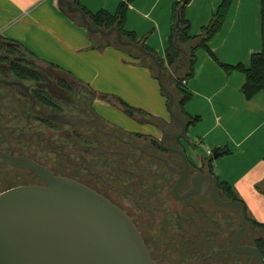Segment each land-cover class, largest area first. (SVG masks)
<instances>
[{"label":"flooded vegetation","instance_id":"flooded-vegetation-1","mask_svg":"<svg viewBox=\"0 0 264 264\" xmlns=\"http://www.w3.org/2000/svg\"><path fill=\"white\" fill-rule=\"evenodd\" d=\"M13 58L0 53V192L44 184L31 169L5 161L24 158L123 211L156 264H258L241 246H256L259 228L248 220V231L233 245L239 211L214 198L238 199L222 187L210 160L190 161L187 129L119 107L158 134L128 129L96 111V95L76 78L44 71L38 80L19 78L9 69Z\"/></svg>","mask_w":264,"mask_h":264},{"label":"crops","instance_id":"crops-1","mask_svg":"<svg viewBox=\"0 0 264 264\" xmlns=\"http://www.w3.org/2000/svg\"><path fill=\"white\" fill-rule=\"evenodd\" d=\"M120 1L80 3L92 13L99 9L114 13ZM174 1L134 0L124 20V29L133 31L164 65ZM221 2L190 0L183 14L191 35L200 33ZM88 34L58 6L57 0H0V35L23 45L39 59L36 62L42 65L36 64L40 67L53 68L97 93L112 95L129 107L168 120L166 98L151 70L115 46L90 48ZM259 45L260 0H230L224 21L208 41V48L221 62L247 66L250 55L261 49ZM195 54L194 73L181 84L190 93L185 112L198 117L190 124L186 118L187 136L193 145L187 148V155L199 165L201 159H210L207 150L217 147L225 151L210 159L212 169L243 202L247 217L264 224V90L246 98L241 91L245 80L242 72L226 74L204 48ZM92 105L101 115L128 129L158 134L149 126L135 124L118 106L97 96ZM258 233L264 237V229L259 228Z\"/></svg>","mask_w":264,"mask_h":264},{"label":"water","instance_id":"water-1","mask_svg":"<svg viewBox=\"0 0 264 264\" xmlns=\"http://www.w3.org/2000/svg\"><path fill=\"white\" fill-rule=\"evenodd\" d=\"M57 4L89 34L111 37L118 46L147 58L155 68L171 121L186 131L188 122L180 119L174 110L176 95L168 88L162 63L155 53L146 50L142 43L124 39L116 25L108 29L94 26L72 0H57ZM180 20L181 9H178L173 42L183 54L184 49L177 44ZM224 153L215 147L210 159ZM5 161L31 169L44 184L17 186L0 192V264H156L135 225L107 199L27 159L5 157ZM213 180L217 181L215 177ZM214 200L239 211L241 225L232 237L235 246L249 228L245 205L239 200ZM241 252L251 254L258 264H264V255L257 246H241Z\"/></svg>","mask_w":264,"mask_h":264},{"label":"trees","instance_id":"trees-1","mask_svg":"<svg viewBox=\"0 0 264 264\" xmlns=\"http://www.w3.org/2000/svg\"><path fill=\"white\" fill-rule=\"evenodd\" d=\"M75 5L81 8L88 16L89 20L93 23L94 26L108 29L109 27L116 25L120 30L124 39H127L132 42L142 43L143 47L154 53L152 49L144 44L142 40L136 38V34L133 31H128L124 29V20L127 11L128 5L134 0H123L120 1L117 5V8L114 13H109L103 9H99L96 12L92 13L87 11L80 3V0H72ZM190 2V0H177L174 1L171 7V32L168 39V46L165 50V59L163 60L165 63L162 64V69L165 72V81L169 89L173 90L176 95V103L174 106V110L179 115L187 118L190 123L196 122L198 117H189V115L184 110V105L188 101L190 97V93L183 89L182 82L188 80L192 77L194 73V63L196 50L199 48L206 49L209 54L213 57V59L218 63V65L225 71L226 74H230L235 71L242 72L245 75V80L243 85L241 86V91L246 98H251L254 94H256L260 90H264V0H260L261 6V49L258 52H253L250 55L249 63L245 66L242 63L237 64H227L219 61L215 55L208 48V41L221 27L227 9L230 4V0H222V2L215 8L213 11L209 22L202 26L200 29V33L197 35H191L189 33L190 24L189 21L184 17V8ZM181 9V20L179 23L180 34L177 38V44L184 49V53L182 54L179 49L174 44V35H175V21L177 16V10ZM66 13V11L63 9ZM77 24L81 25L78 21H75ZM88 39L91 42L90 48L102 50L106 46H115L118 49L124 50L131 57L135 58L138 61L139 65L145 66L151 70L154 76H156V71L154 66L150 63V61L143 57L138 56L134 51L122 48L114 44V42L109 38H104L98 35L88 34ZM0 53L4 55H9L10 57H14L11 61L8 62L9 69L13 75L18 76L19 78L24 79H40V75L43 74V69L36 64V61L39 59L33 55L29 50H27L20 43L13 41L11 39L5 38L0 35ZM182 55H184L183 58ZM161 63L162 59L157 57ZM180 66L175 70L176 65ZM54 66L55 65H51ZM175 70V71H174ZM174 72V73H173ZM170 80L173 82L169 83ZM77 84L85 87L79 81ZM88 88V87H87ZM83 89L81 92H84ZM97 97L100 99L114 104L118 107H129L121 100L116 97H111L110 95L104 93H97L95 90H91ZM95 96V97H96ZM131 109H135L133 107H129ZM142 113V110L136 109ZM264 162V155H263ZM222 187L230 194H233L232 189L226 184L221 182ZM234 195V194H233ZM235 196V195H234ZM236 198V197H235ZM238 199V198H236ZM240 201V200H239ZM247 219L257 228L264 229L263 223H258L256 221L251 220L247 217ZM256 246L260 249V251L264 255V237H259L256 240Z\"/></svg>","mask_w":264,"mask_h":264},{"label":"rangeland","instance_id":"rangeland-1","mask_svg":"<svg viewBox=\"0 0 264 264\" xmlns=\"http://www.w3.org/2000/svg\"><path fill=\"white\" fill-rule=\"evenodd\" d=\"M109 39H111L113 42H114V44L115 45H117L116 43H115V41H114V39L113 38H109ZM118 46V45H117ZM107 47V46H106ZM261 46L259 45V48H260ZM105 48V47H104ZM103 48V49H104ZM256 52V51H255ZM36 63H38V64H40V65H42L40 62H36ZM42 67V69H43V71L46 73V74H49V75H52V76H56V75H61V73L59 72V71H57V70H55V69H53V68H49L48 66H41ZM155 77V76H154ZM155 79H156V77H155ZM156 82H157V85H158V87H159V89H160V86H159V84H158V81H157V79H156ZM161 90V89H160ZM162 93V92H161ZM105 94V93H104ZM163 95V94H162ZM79 96H80V94H79ZM111 97H113L112 95H110ZM164 96V95H163ZM165 97V96H164ZM78 98V97H77ZM115 98V97H114ZM78 100V99H77ZM166 107V106H165ZM136 109V108H135ZM164 111H166V108L164 109ZM125 117H127V115L125 114L124 115ZM128 119L129 120H132V117L130 118V117H128ZM133 121V120H132Z\"/></svg>","mask_w":264,"mask_h":264},{"label":"built area","instance_id":"built-area-1","mask_svg":"<svg viewBox=\"0 0 264 264\" xmlns=\"http://www.w3.org/2000/svg\"><path fill=\"white\" fill-rule=\"evenodd\" d=\"M212 150H207V155H211Z\"/></svg>","mask_w":264,"mask_h":264}]
</instances>
